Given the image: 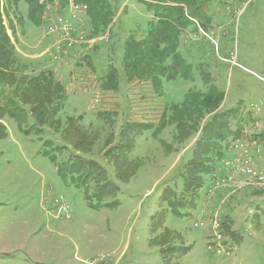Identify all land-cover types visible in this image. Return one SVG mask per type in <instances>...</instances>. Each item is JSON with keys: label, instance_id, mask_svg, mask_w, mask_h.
<instances>
[{"label": "rangeland", "instance_id": "374dc122", "mask_svg": "<svg viewBox=\"0 0 264 264\" xmlns=\"http://www.w3.org/2000/svg\"><path fill=\"white\" fill-rule=\"evenodd\" d=\"M109 3L112 21L98 33L88 27L86 6L85 25L74 29L69 44L57 42L62 59L47 53L54 43L28 19L23 1L14 13L2 9L18 56L14 72H50L66 100L35 119L32 102L18 94L26 85L19 74L0 78L10 87L6 99L0 93V264H264V179L226 160V182L235 193L219 215L229 254L208 245L216 243L208 213L224 191L206 197L214 168L218 177L232 153L226 149L232 139L248 131L264 149V0ZM39 4L41 20L45 6ZM174 6L184 16L174 25L187 77L166 74L155 89L150 80L128 82L126 38L144 39L151 23L162 27L156 10ZM109 65L120 75L117 91L100 86ZM199 71L223 93L221 109L232 112L228 127L239 133L218 142L222 157L212 159L215 166L200 173L201 186L191 188L184 168L200 129L180 142L162 114L188 89L204 90ZM10 96L18 101L10 103ZM196 152L197 160L205 159L203 150ZM249 157L264 176V155ZM62 204L70 208L69 219L59 212Z\"/></svg>", "mask_w": 264, "mask_h": 264}, {"label": "trees", "instance_id": "16d2710c", "mask_svg": "<svg viewBox=\"0 0 264 264\" xmlns=\"http://www.w3.org/2000/svg\"><path fill=\"white\" fill-rule=\"evenodd\" d=\"M20 1L27 5L28 19L35 26L39 27L40 25L41 5L39 0H2V5L0 0V78L3 80L9 79L10 81V72L19 74V81H23L26 85L21 86L23 90L17 89L18 94H21L25 100L32 102L31 114L35 115V119H39V116L45 117L48 114L51 105L58 109L66 100V96L62 87L48 71H42L33 76L28 75L26 68L21 67L18 72H14L18 69L16 66V58L18 56L13 43L5 32L2 9L6 15H8L7 11L9 8L10 12L14 13V9L16 10ZM64 1L61 0L62 3ZM76 1L84 2L87 5L88 27H91L94 33L105 30L106 26L112 21L113 14L109 0ZM160 4L165 6L162 3ZM173 8L172 11H175L176 14L171 11L170 7L164 8V12L156 10L155 17L162 27L154 26L151 23L144 39L137 40L133 36L126 38L124 42L123 68L128 82L136 79L150 80L155 89V85L159 88V78L166 74L178 73L187 77L189 68L183 64V59L177 51L179 28L174 25L175 21H181L184 16L181 7L174 6ZM199 75L204 90L188 89L180 104L170 106L167 110L168 113L162 114V118L167 117L169 123L175 125V137L180 142L190 137L193 133H197V129H200V133L193 143L195 148L192 159L184 168L186 175L188 174L191 178L190 180L186 179L188 186L191 188L193 186L199 188L201 186V171L203 173L208 172L213 167H211L212 164L215 166L212 159L215 160V158L222 157L223 147H220L218 142L221 140L225 142L229 135L238 136L239 133V130L232 132L228 127L229 117L232 112L222 111L221 109L223 93L212 84L207 73L199 71ZM14 81L16 82V80ZM119 81L120 75L117 69L113 65H109L105 75L102 76L100 86L104 90L117 91ZM19 84L18 82L17 85ZM6 86H3L0 81V93L5 99L7 98L4 92ZM12 99L18 101V99L10 96V103ZM215 124L221 126L212 129ZM204 127L206 128V134L205 130H203ZM207 128L213 133L207 132ZM197 148L198 150H203L200 157L205 158L204 160L195 158L197 156ZM226 154L228 155V153Z\"/></svg>", "mask_w": 264, "mask_h": 264}, {"label": "built area", "instance_id": "2783aa9c", "mask_svg": "<svg viewBox=\"0 0 264 264\" xmlns=\"http://www.w3.org/2000/svg\"><path fill=\"white\" fill-rule=\"evenodd\" d=\"M39 2L45 6V11L43 13L42 19L40 20L41 30H43V32L52 40V43H54V45L50 46V48L47 50V53L49 54L54 52L57 57L62 59L63 57H65V54L62 53L65 52H59L57 48V42L60 39H63L64 42L69 44V41L72 38V34H74V29L75 31H77L80 27L85 25V23H83V17L86 14L87 5L79 3L76 0H69L66 5H61L57 2L50 3L48 0H39ZM65 10H67V15H64ZM73 21H77L79 25L75 26L73 24ZM103 36V39L107 40V35L104 34ZM49 38L48 40H50ZM242 134H244L243 139H232L230 141V145L226 147L227 151L232 153H228V156H230L229 158L223 159L224 167L221 169V174L218 177L214 176L216 175V171L214 169L211 178L213 187L209 188L206 192V197L209 198L217 191H224L223 196L219 200L220 204L218 205V207L211 209L209 213L207 212L208 215H210L211 219V224L209 225L211 226V229L214 230V237L216 240L215 244L210 243L208 245L211 247V250H215L217 252H225L226 254H229V250L223 242V237L220 233V230L222 228V221L219 214L222 204L230 201V198L235 193L233 188L231 186H228V183L226 182L228 181L226 178L228 176V162L226 160H234V162L237 164H243L247 168L246 172L254 174V177H256L257 180L264 179V176L260 174L261 172H254V169L260 170L261 168L258 161L257 165L259 169H256L249 157L253 156V153H255V151L261 155H264V149L261 145L258 135L256 134V136L254 137V133L248 131H243ZM237 151H239V153H237ZM69 210L70 208L67 204H62L59 207L60 214H64V217L66 219L70 218ZM205 219L206 217L203 218V220ZM203 223L201 222L200 225L202 226ZM194 225L197 226V222H195Z\"/></svg>", "mask_w": 264, "mask_h": 264}, {"label": "crops", "instance_id": "0c3cea01", "mask_svg": "<svg viewBox=\"0 0 264 264\" xmlns=\"http://www.w3.org/2000/svg\"><path fill=\"white\" fill-rule=\"evenodd\" d=\"M39 27H40V26H39ZM240 135H241V133H240ZM240 135H239V137H237V138H240ZM232 197H233V196H232ZM220 198H221V195H220ZM216 203H217L218 205L220 204L219 201H218V202H215V204H216ZM215 204H214V205H215ZM217 207H218V206H217ZM214 208H216V207H214Z\"/></svg>", "mask_w": 264, "mask_h": 264}, {"label": "bare ground", "instance_id": "6f19581e", "mask_svg": "<svg viewBox=\"0 0 264 264\" xmlns=\"http://www.w3.org/2000/svg\"><path fill=\"white\" fill-rule=\"evenodd\" d=\"M87 24V23H86ZM85 28V27H84ZM222 163V162H221Z\"/></svg>", "mask_w": 264, "mask_h": 264}]
</instances>
